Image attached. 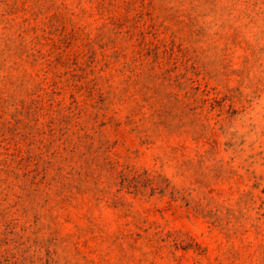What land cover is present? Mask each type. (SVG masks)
Instances as JSON below:
<instances>
[{
	"label": "rangeland",
	"instance_id": "374dc122",
	"mask_svg": "<svg viewBox=\"0 0 264 264\" xmlns=\"http://www.w3.org/2000/svg\"><path fill=\"white\" fill-rule=\"evenodd\" d=\"M0 264H264V0H0Z\"/></svg>",
	"mask_w": 264,
	"mask_h": 264
}]
</instances>
